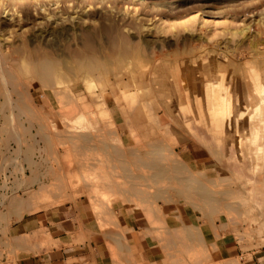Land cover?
I'll return each mask as SVG.
<instances>
[{"label": "rangeland", "instance_id": "rangeland-1", "mask_svg": "<svg viewBox=\"0 0 264 264\" xmlns=\"http://www.w3.org/2000/svg\"><path fill=\"white\" fill-rule=\"evenodd\" d=\"M1 182L0 214L82 206L112 264L264 249V0H0Z\"/></svg>", "mask_w": 264, "mask_h": 264}, {"label": "crops", "instance_id": "crops-1", "mask_svg": "<svg viewBox=\"0 0 264 264\" xmlns=\"http://www.w3.org/2000/svg\"><path fill=\"white\" fill-rule=\"evenodd\" d=\"M195 162L197 157H191ZM80 205H58L47 210L19 214V201L8 202L0 214V230L15 241L11 264H112L105 255L97 221ZM37 235L36 253L19 249V239ZM34 238V237H33ZM225 264H264V249L243 252L235 245L223 243L219 249Z\"/></svg>", "mask_w": 264, "mask_h": 264}, {"label": "built area", "instance_id": "built-area-1", "mask_svg": "<svg viewBox=\"0 0 264 264\" xmlns=\"http://www.w3.org/2000/svg\"><path fill=\"white\" fill-rule=\"evenodd\" d=\"M3 187V182L0 183V190ZM5 200L0 196V208H2V205L4 204Z\"/></svg>", "mask_w": 264, "mask_h": 264}]
</instances>
